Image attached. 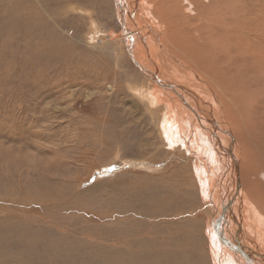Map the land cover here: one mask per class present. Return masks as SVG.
Wrapping results in <instances>:
<instances>
[{"label":"bare ground","instance_id":"1","mask_svg":"<svg viewBox=\"0 0 264 264\" xmlns=\"http://www.w3.org/2000/svg\"><path fill=\"white\" fill-rule=\"evenodd\" d=\"M72 1L32 0L18 10L58 17ZM116 4L127 53L148 78V87L136 90L146 105L141 146L156 147L149 135L159 126L169 148L164 156L142 155L149 157L125 166L157 175L142 173V190L126 207V237L136 236L134 230L143 237L136 248L126 241L130 264H264V0ZM64 56L61 70L68 68ZM78 64V80H85L90 74ZM104 98L97 97V110ZM8 220L0 219V264H26L27 253L14 247L24 231ZM148 236L159 241L141 249ZM43 242L50 253L63 246L52 237Z\"/></svg>","mask_w":264,"mask_h":264},{"label":"rangeland","instance_id":"2","mask_svg":"<svg viewBox=\"0 0 264 264\" xmlns=\"http://www.w3.org/2000/svg\"><path fill=\"white\" fill-rule=\"evenodd\" d=\"M27 1L0 0V219L24 231L14 247L27 253L26 264H130L126 241L136 248L143 237L136 230L126 237V207L143 174L157 175L125 166L169 150L159 126L149 135L156 147L141 146L146 105L136 90L148 78L127 53L116 0L72 1L58 17L20 13ZM80 61L85 80H78ZM51 237L63 246L50 253L43 239ZM156 241L148 236L141 249Z\"/></svg>","mask_w":264,"mask_h":264}]
</instances>
